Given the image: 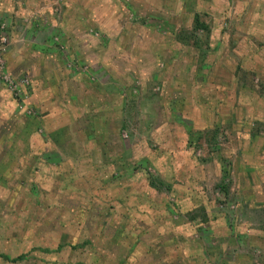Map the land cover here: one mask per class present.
Wrapping results in <instances>:
<instances>
[{"label": "rangeland", "instance_id": "374dc122", "mask_svg": "<svg viewBox=\"0 0 264 264\" xmlns=\"http://www.w3.org/2000/svg\"><path fill=\"white\" fill-rule=\"evenodd\" d=\"M26 1L0 19L8 40L32 22L37 37L80 25H70L69 2L80 18L123 12L113 35L92 23L87 35L124 53L117 75L106 77L59 52L61 67L86 87L78 97L69 87L85 106L73 116L71 141L84 133L91 158L79 160L56 195L32 184L0 191V253L25 255L0 264H264L261 168L236 153L264 152L244 142L264 136V14L254 25L250 0L210 8L202 0ZM222 11L235 18L220 16L215 29ZM49 38L56 48L60 34ZM242 131L249 136L238 138Z\"/></svg>", "mask_w": 264, "mask_h": 264}, {"label": "crops", "instance_id": "0c3cea01", "mask_svg": "<svg viewBox=\"0 0 264 264\" xmlns=\"http://www.w3.org/2000/svg\"><path fill=\"white\" fill-rule=\"evenodd\" d=\"M202 1H205L209 8L217 4L227 5L226 0ZM233 1L242 4L244 0ZM250 2H252V5L248 9L249 13L251 15L252 12L256 15L254 25H260L261 20L258 16L264 14V0H250ZM20 3L21 1L17 2V0H0V19H2V16L6 18V15L20 13V10H24L23 6L24 4L27 5V1L24 2L23 0V5ZM36 5L34 3L31 7L35 8ZM67 5L66 16L71 17L70 25H73L75 20L80 25H73L70 28L69 25L63 26V28L62 26H55L56 28L52 27L51 30L48 29L47 32L38 37L33 34L36 33V29L33 27L34 22L24 31L26 34L23 36H20L16 31H10V43H8L5 52L6 68L14 76L26 75L29 78L30 87L27 95V105L35 110V114L28 116L21 112L23 110L19 111L16 107L18 104L15 98L0 83V191L26 189L23 185L32 184L34 189L38 186L42 191H55L56 195L58 189L63 185L68 187L66 185L69 183L68 176L69 174L72 175L76 165H81L82 161L79 160H82L83 156L91 158L90 154H87L91 142L85 141V137L82 136L84 133L77 131L79 133L75 145L71 141V133L75 123L72 122L73 116L76 111L85 108V106L82 102L73 101L76 93L69 90V87L71 85L77 90V97L80 95V91L84 92L86 87L79 80L76 81V78L63 69V66L61 67L60 54L67 59H71L72 56L80 57L81 60L85 59L94 64V73L103 68L101 72L104 74L101 75L106 74V77H115L118 70L117 67H114L120 59L119 54L121 52L118 51L122 49V44L110 40L99 43L95 38H90L87 31L91 29V23L92 28L100 24L104 28H108L106 29L108 33L110 32L109 34L113 35L111 33L115 28L119 27L120 24V26L125 25L124 15L123 12H116L111 17V13H106L107 15L105 14L104 17L97 16L92 20L90 14L85 17L84 12L80 18L79 14L76 17L71 16V11L80 9H72L69 2ZM143 5L147 6L145 2H143ZM35 10L38 11V8L36 7ZM35 10L34 14L37 13ZM248 10L246 9V12ZM225 15L235 18L234 12L231 11L218 13L212 21V26L215 29L218 26L217 18ZM240 15L241 13L238 14V16ZM34 20L37 21L36 18ZM106 24H111L110 28L106 27ZM239 24L238 22L237 27L240 26ZM138 29L145 30V27L138 26ZM55 32L59 33L61 37L60 42H55L58 49H56L57 46L55 48L52 45L53 40L49 38ZM19 36L23 38L26 36L27 42H19ZM108 46L110 49L107 48ZM122 53H124L123 50ZM145 54L149 57L147 50ZM132 55L130 54L131 59H133ZM148 59L146 60L148 61ZM95 75L97 79L101 77V75ZM87 83L90 84L89 81ZM85 92L89 93V91ZM105 95L108 94L103 93L102 97L104 98ZM74 121H76V118ZM245 132H240L238 138H247L249 135ZM87 136H90L88 132L86 138ZM244 142L252 145L250 152L254 154L258 150L259 144V146L264 145V136L253 135ZM244 151H246V148L240 150L238 148L236 153L240 152V160L249 167L252 166V162H258L261 168L259 174L262 175L261 183L264 189V152H258L257 156H251L242 154ZM96 154H98V150H96ZM93 157H98V155L94 154ZM88 162L91 163V160H88ZM88 168H91V165Z\"/></svg>", "mask_w": 264, "mask_h": 264}, {"label": "built area", "instance_id": "2783aa9c", "mask_svg": "<svg viewBox=\"0 0 264 264\" xmlns=\"http://www.w3.org/2000/svg\"><path fill=\"white\" fill-rule=\"evenodd\" d=\"M4 26H0V83L3 84L13 95L17 101L18 108L27 111L28 113L33 112L31 107L27 105V95L30 87V80L25 75L14 76L6 68L5 52L8 47V36L5 33ZM35 114V113H34Z\"/></svg>", "mask_w": 264, "mask_h": 264}, {"label": "trees", "instance_id": "16d2710c", "mask_svg": "<svg viewBox=\"0 0 264 264\" xmlns=\"http://www.w3.org/2000/svg\"><path fill=\"white\" fill-rule=\"evenodd\" d=\"M195 22H196V28L205 29V26L203 24H200L197 19L195 20ZM150 183H151V185L153 187L154 186L156 187V184L154 182L150 181ZM222 188H224V186ZM24 256H25L24 254H19L16 257L12 258V257L8 256L7 254L0 253V258L1 259L8 260V261H11V262H14V261H17V260L18 261L23 260Z\"/></svg>", "mask_w": 264, "mask_h": 264}]
</instances>
